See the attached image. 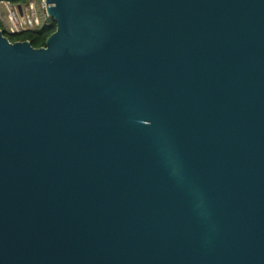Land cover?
<instances>
[{
  "label": "water",
  "instance_id": "1",
  "mask_svg": "<svg viewBox=\"0 0 264 264\" xmlns=\"http://www.w3.org/2000/svg\"><path fill=\"white\" fill-rule=\"evenodd\" d=\"M44 2L0 29V264H264V0Z\"/></svg>",
  "mask_w": 264,
  "mask_h": 264
},
{
  "label": "built area",
  "instance_id": "2",
  "mask_svg": "<svg viewBox=\"0 0 264 264\" xmlns=\"http://www.w3.org/2000/svg\"><path fill=\"white\" fill-rule=\"evenodd\" d=\"M38 3L39 7L43 10L45 16V2L44 0H27L24 5H20V13L17 5H11L5 1L6 4V26L5 29L11 33L18 32L24 29H32L38 27L42 21L35 10V6Z\"/></svg>",
  "mask_w": 264,
  "mask_h": 264
},
{
  "label": "trees",
  "instance_id": "3",
  "mask_svg": "<svg viewBox=\"0 0 264 264\" xmlns=\"http://www.w3.org/2000/svg\"><path fill=\"white\" fill-rule=\"evenodd\" d=\"M11 5H24L27 0H0ZM3 35L10 41L28 40L32 47H40L44 44L45 38L55 29V23L51 18L45 17L38 27L32 29H24L18 32H9L0 26Z\"/></svg>",
  "mask_w": 264,
  "mask_h": 264
},
{
  "label": "rangeland",
  "instance_id": "4",
  "mask_svg": "<svg viewBox=\"0 0 264 264\" xmlns=\"http://www.w3.org/2000/svg\"><path fill=\"white\" fill-rule=\"evenodd\" d=\"M6 4H3V1H0V26L2 28H5L7 18H6ZM36 14L40 19H44V13L43 10L39 7L38 3L35 6Z\"/></svg>",
  "mask_w": 264,
  "mask_h": 264
}]
</instances>
